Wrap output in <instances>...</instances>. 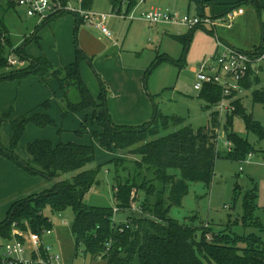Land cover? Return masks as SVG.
Returning <instances> with one entry per match:
<instances>
[{
  "label": "rangeland",
  "instance_id": "374dc122",
  "mask_svg": "<svg viewBox=\"0 0 264 264\" xmlns=\"http://www.w3.org/2000/svg\"><path fill=\"white\" fill-rule=\"evenodd\" d=\"M213 1L225 4V0ZM240 1L226 3L236 4ZM258 1L262 8L260 11H257V8L252 4L242 5L235 11V14L239 11L240 17L239 21L235 22V26H232L234 28L228 27V23L219 27L218 38L222 43L225 42L221 38L240 48H248L254 43H260L256 49L264 46L261 45L262 42L264 44V0ZM113 2L114 0H94L89 11L110 14L114 10ZM138 2L139 5L142 4V7H145L144 0H138ZM68 3L73 12L82 11L80 0H68ZM166 5L172 6L170 7L171 11L182 17H196L204 12L200 0H167ZM115 9L126 14L128 4L118 0ZM137 9L134 8L130 13L136 10L135 17L138 20L131 22L112 17L109 18L106 26L114 36L112 40L114 39L118 49H122L129 58L126 65L136 64L138 67L145 68L144 71L149 72L144 80V90L149 99L152 114L156 105L164 115L170 118H181L184 120V125H189L194 130L200 128L214 130L218 137V151L222 153H228L234 148L233 142L228 139L231 132L237 134L242 141L249 142L252 147L245 160L218 159L210 186L204 182H190L189 191L183 199L182 205L169 207L170 217L181 225L197 228L199 238L203 229L210 231L211 234H225L230 237L256 236L264 242V137L261 135L260 137L254 131H248L244 121L233 116L234 113L225 115L221 120L217 118V122H215V108H209L207 103L199 98V92L194 90L199 67L202 63L213 58L216 50L212 51V46L216 47L217 45L218 47V38L216 35L211 36L202 30H195L189 51L185 59L181 60L184 56V49L173 37L178 36L179 31L182 35L191 34V31L188 28L180 30L171 28L169 32L158 31L155 26L151 27L141 20V15L148 10L141 8L137 12ZM206 13L209 14V11ZM2 17L10 34L13 46L10 49L14 51L21 48L32 59L46 56L59 69L65 66L68 53H76L77 49L83 50L80 43V32L85 26L80 27L77 35L75 32L76 19L71 13L63 15L51 25L40 24L38 26L37 19L27 17L23 9H8L3 5ZM89 27L93 26H88L86 29ZM130 27L132 30L129 33ZM115 30H119V33H116ZM94 32L97 39L104 45L113 43L98 30L94 29ZM36 34L40 36L39 41L34 40ZM11 57L19 61L20 64L8 67V72L21 71L30 66L28 61L20 59L18 55L13 54ZM167 58H172L177 61V64L166 61ZM152 65L155 66L154 69H152ZM260 65L256 70L258 83L253 89L241 92L238 97L247 112L253 115L254 120L264 130V62ZM111 74L112 78H115L116 73L112 72ZM81 75L88 89L97 98L96 100H101L103 88L106 89V102L110 112L111 82L104 78L94 61L91 63L87 60L82 62ZM49 77L51 76L49 75ZM60 87L57 79L53 78H50L49 86L36 77H30L22 82L12 80L0 83V109L10 112L14 108L12 119L1 125L3 142L8 145L13 138L12 120L31 111H39L47 113L56 125L46 128L29 125L15 151L16 155L26 159L25 157L28 156L27 145L36 140H49L55 145L61 142H75L93 146L95 161L87 169L98 172L99 184L84 197L83 204L87 207L118 209L114 215L115 229H118L133 217L135 211L140 209L141 201L134 202L133 209L130 211L119 210V204L114 197L118 186L116 178L119 177L125 182L129 177V172L134 175L133 163L141 161V157L130 156L117 149L102 148L98 140L90 135L92 130H96V124H93V110L70 112L68 104L80 102L79 91L74 85H70L67 87V95H65ZM256 91H259L263 101L255 102L253 92ZM45 103L49 105L47 108H39ZM138 106L143 107V104H138ZM110 114L112 115V113ZM112 118L114 119L113 116ZM115 118L119 120L120 124L133 122V115L126 111L121 117L116 115ZM85 122H87V132L80 135L77 131ZM180 128L181 126L170 127L166 134ZM114 160H121L124 165L118 166ZM169 173L180 175V172L174 169H171ZM76 174V172L67 173L61 178L64 181H71ZM22 178L29 182L26 183ZM143 178L150 181L153 179V174L145 173L144 170L142 176L138 178L139 184ZM52 188V183L39 176L28 175L0 154V223L7 219L8 212L15 202L34 195L39 196ZM28 191H33V193H28ZM252 194L257 196L253 218L259 223L258 227L253 222L244 223L243 221L245 198ZM143 197L144 194L139 192L135 199L143 200ZM44 216L49 220L52 232L49 235L45 231L41 237L39 236L41 245L45 249H49L51 256H59L61 264H106L104 260H95L91 256L85 255L83 247H79L77 252L76 239L72 232L75 215L71 208L55 211L51 207H46ZM12 231L13 234L23 235L21 241L25 244V257L30 258L34 251L30 234H34V232L31 230L28 233H23L16 228H13ZM19 237L16 238L20 240ZM14 238L13 235L12 240ZM9 241L0 235V247ZM41 250L42 248H40Z\"/></svg>",
  "mask_w": 264,
  "mask_h": 264
},
{
  "label": "trees",
  "instance_id": "16d2710c",
  "mask_svg": "<svg viewBox=\"0 0 264 264\" xmlns=\"http://www.w3.org/2000/svg\"><path fill=\"white\" fill-rule=\"evenodd\" d=\"M93 1L80 0L82 9L89 10ZM120 1L128 4L127 13L138 5V0ZM117 2L118 0H114V8ZM203 4L210 6L213 14L218 15L212 19L226 17L246 4H252L257 11L262 9L258 0H242L227 5H216L203 0ZM3 5L8 9L17 8L8 0H0V83L12 80L22 82L36 77L49 86V80L53 78L57 79L65 95L67 87L74 85L79 91L80 102L69 103L68 108L70 112L93 110V124H96V130L90 132L92 138L98 140L102 148L117 149L130 156L141 157V161L133 163L134 175L129 172L125 182L119 177L116 178L118 186L114 197L119 204V210L130 211L134 202H141L140 209L133 213V217L115 229L113 208H94L83 204L84 197L99 184L98 172L87 169L95 161L94 147L75 142H61L55 145L49 140H36L27 145L26 152L30 159L26 160L16 155L15 151L27 127L35 125L46 128L55 126V121L47 113L39 111L22 115L12 120L13 138L6 145L2 139L1 125L12 119L13 109L10 112L0 109V154L26 173L39 176L53 184L51 190L13 204L7 219L0 223L1 236L11 241L12 229L16 228L23 233L32 230L41 237L45 231L51 230L49 220L44 216L46 207L55 211L71 208L75 215L72 232L76 239L77 252L79 247H83L85 255L95 260H104L106 264H264V242L260 238L216 235L203 229L199 238L197 228L181 225L171 218L169 213V207L182 205L190 182L211 185L218 159L245 160L252 148L249 142L242 141L237 134L231 132L228 139L233 142L234 148L228 153H222L218 151V137L214 130H194L191 126L184 125L183 119L164 115L156 105L152 118L142 125L116 123L108 109L106 89L103 88L101 100H96L82 79L81 63L86 60L91 63L92 59L77 49L75 61L57 69L46 56L32 59L21 48L13 51L10 49L13 48L10 34L2 17ZM73 15L77 17L76 14ZM62 16L47 23L51 24ZM77 18L79 28L80 20ZM197 29L199 27L191 30L188 35L173 37L184 47L181 60L185 59ZM34 40H40L39 34L35 35ZM260 48L264 50V46ZM13 54L28 61L30 66L21 71L8 72V59ZM166 61L177 64L172 58H167ZM154 68L152 65V69ZM148 74L149 72H146V77ZM49 75L51 77L48 78ZM243 85L249 90L250 79ZM221 94V88L206 86L199 93V98L210 108L221 99ZM253 96L255 102L263 101L259 91L253 92ZM151 99L154 101L152 96ZM235 105L233 116L241 118L248 131H254L264 137L263 128L254 120L253 115L247 112L242 101L238 100ZM48 106V103H45L39 108ZM217 118L214 113L215 122ZM86 124L87 122L77 131L80 135L86 134ZM179 126L181 128L177 131L166 134L170 127ZM114 161L118 166L124 165L121 160ZM171 169L179 171L180 175L170 174ZM144 170L145 173H152L153 179L148 181L143 178L139 184L138 178ZM72 172L77 174L71 181L62 180L64 174ZM139 192L144 194L143 200L135 199ZM256 198L255 194L245 198L243 221L253 222L258 227L259 223L253 218ZM19 239L23 240L21 237ZM43 250L45 249L41 250L42 256L46 257Z\"/></svg>",
  "mask_w": 264,
  "mask_h": 264
},
{
  "label": "built area",
  "instance_id": "2783aa9c",
  "mask_svg": "<svg viewBox=\"0 0 264 264\" xmlns=\"http://www.w3.org/2000/svg\"><path fill=\"white\" fill-rule=\"evenodd\" d=\"M17 8L23 9L27 17L37 19L39 24H44L55 17L68 13L76 14L80 23L93 25L98 28L105 36L112 37L107 29L106 23L109 18L117 17L126 20H136L132 15L122 14L120 11L113 10L112 13H92L89 10L73 12L68 0H8ZM141 20L150 25H164L186 27L193 30L198 27H217L227 24L231 27L233 21L232 12L220 19H212L206 16H181L170 11V9L154 8L141 15ZM216 35V34H215ZM218 38V37H217ZM217 52L213 58L202 63L196 76L194 90L201 93L206 86H216L221 88V99L214 104L215 113L221 120L225 115H232L236 111V102L240 100L239 94L245 91L244 82L256 72L262 62H264V50L259 48L255 51H243L222 43L218 38ZM9 67L16 66L19 61L9 57ZM115 210V209H114ZM118 211L115 210V213ZM51 230L46 231L51 234ZM14 240L9 241L0 247V259L2 264H61L59 256H51L49 249L41 245V238L36 234H30L34 245L33 255L26 258L25 244L18 240L16 236L23 238L22 234L14 233ZM40 248L45 249L46 257L42 256Z\"/></svg>",
  "mask_w": 264,
  "mask_h": 264
},
{
  "label": "crops",
  "instance_id": "0c3cea01",
  "mask_svg": "<svg viewBox=\"0 0 264 264\" xmlns=\"http://www.w3.org/2000/svg\"><path fill=\"white\" fill-rule=\"evenodd\" d=\"M208 1H210L216 5H227L230 3H226V2L240 1V0H225L224 1L225 4H219V3L214 2L213 0H207V2ZM140 3H141V1H140ZM140 3L138 2V5L135 7L136 9L138 8L137 12L140 11L141 8H144V10H148V11H150L154 8L170 9V11L172 10L170 8L172 6L166 5L167 0H144L143 3H144L145 7H142V4L139 5ZM200 4H201L202 9L204 11L203 14L200 16H206V17H210V18L218 16V15L213 14L210 6L203 4V0H200ZM114 10H116V9L114 8ZM206 11H209V14H207ZM235 11L236 10L232 11L234 18H233L231 27L235 26L236 21H239L238 18L240 17V13L238 11V13L235 14ZM132 14L135 16L136 10L131 12V13H126L125 15L130 16ZM76 18L77 17H75V19ZM119 19H121V18H119ZM218 19H220V18H218ZM136 20H138V18ZM55 21L56 20H54L52 22H55ZM129 21H131V20H129ZM133 21H135V20H133ZM133 21H131V22H133ZM37 25L39 26L40 24L37 23ZM45 25H51V24L46 23ZM81 26H85L80 32V43H81L82 49H83L82 51L89 58H91L92 61H94V63L97 65L98 70L101 71V74L104 76V78L108 79L111 82V85H110L111 96L109 97V101H110L109 108H110V113H112V116L114 117V121H116V123L120 124L119 120H117L115 118V116L119 115V117H121V115L123 113H125V111L130 112L133 115V122L126 123L127 125L131 124V126H138V125H142L143 123L150 120L151 119L150 117H152L153 114H152V109H151L149 101H148L149 99H148V97L145 93V90H144V80L146 78V71H144L145 68L138 67V66H136V64H131L130 66L126 65L129 58L125 55V53L123 52L122 49H118L119 48L118 45L115 43L114 39L112 40V38L114 36H112V37L105 36L98 28H96L93 25H85V24L80 23L79 28H77V23L75 21V32L77 35L80 31ZM88 26H93V27H91V28L89 27L90 29L89 28L86 29V27H88ZM150 26L151 27L155 26L158 29V31H165V32H169L171 28H177L178 30H180L182 28H186V27L164 26V25H162V26L160 25L161 27H159V25H150ZM132 27L129 28V33L131 32ZM219 27H217L216 29H212L210 27L205 26V27H199V29H197V30H202L211 36H215V34H216V37H218L219 36V33H218ZM93 28L98 30L99 33L101 32V34L105 38H107L111 43L112 42L113 43L110 45H104L99 39H97V36L95 33L96 31L94 32ZM232 28H234V27H232ZM115 32L119 33V30H115ZM178 36H185V35H182L181 31H179ZM195 36H196V34H195ZM39 38H40V36H39ZM221 40L224 41L226 44L231 45L225 39L221 38ZM261 45H264L263 42ZM190 46H191V44H190ZM231 46H233V45H231ZM259 46H260V43H258V44L254 43L253 45L249 46L248 48H240L238 46H233V47H236V48L243 50V51H252ZM182 47H183V45H182ZM216 47H217V45H216ZM216 47L212 46V51H213V49L216 50L215 53L217 52ZM75 59H76V53L75 52L68 53L67 60H65L66 61L65 66L73 63L75 61ZM112 72L116 73L115 78H112V74H111ZM249 79L251 82V88L249 90H251L255 87V84L258 83V75L256 74V72H252V76ZM94 98L97 99L96 97H94ZM138 104H143V107H139ZM12 109H13V113H14V108H12ZM12 117H13V114H12ZM122 122L125 123L124 121H122ZM126 124H121V125H126ZM119 151H121V150H119ZM121 152H124V151H121ZM124 153L126 154V152H124ZM25 158H26V160L30 159L29 156H27ZM23 180L25 181V179H23ZM28 182H26V183H28ZM28 193H33V191H28Z\"/></svg>",
  "mask_w": 264,
  "mask_h": 264
}]
</instances>
